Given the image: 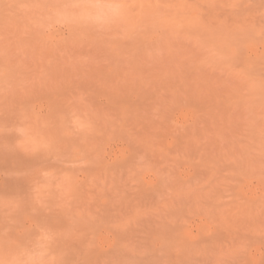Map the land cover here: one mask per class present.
Listing matches in <instances>:
<instances>
[{
    "label": "rangeland",
    "instance_id": "obj_1",
    "mask_svg": "<svg viewBox=\"0 0 264 264\" xmlns=\"http://www.w3.org/2000/svg\"><path fill=\"white\" fill-rule=\"evenodd\" d=\"M1 1L0 264H264V0Z\"/></svg>",
    "mask_w": 264,
    "mask_h": 264
},
{
    "label": "bare ground",
    "instance_id": "obj_2",
    "mask_svg": "<svg viewBox=\"0 0 264 264\" xmlns=\"http://www.w3.org/2000/svg\"><path fill=\"white\" fill-rule=\"evenodd\" d=\"M3 3L5 4L6 2L3 1ZM3 3H2V1L0 0V5L2 4L1 7L3 6ZM6 4H8V3H6ZM10 5H11V3H10ZM11 6H12V5H11ZM4 7L6 8V5H5ZM11 8H12V7H11ZM2 9H4V8L2 7ZM9 9H10V8H9ZM7 10H8V8H7ZM7 10H6V11H7ZM1 11H2V10L0 9V15H1V14H2V15L7 14V13L3 14L4 12H3V11L1 12ZM11 11H12V10H11ZM8 14H10V10H9V13H8ZM2 15H1V16H2ZM1 16H0V18H2ZM9 18L12 19V17H10V15H9ZM7 19H8V18H7ZM5 20H6V19H5ZM1 21L4 22V20H1ZM1 21H0V22H1ZM10 21H11V20H10ZM6 22H7V20H6ZM0 24H1V23H0ZM4 24H5V22H4ZM5 25H6V24H5ZM0 26H1V25H0ZM1 27H2V26H1ZM7 27L9 28V25H7ZM7 27H6V28H7ZM12 29H13V28H12ZM0 31H1V29H0ZM3 31H4V30H3ZM1 32H2V31H1ZM9 32H10V31H9ZM12 33H13V32H12ZM1 34H2V33H1ZM0 36H1V35H0ZM5 36H6V35H5ZM8 102H9V101H8ZM6 105H7V104H6ZM9 105H10V104H9ZM120 105L122 106L123 104L121 103ZM10 106H11V105H10ZM121 106H120V107H121ZM7 107H8V106H7ZM122 107H124V106H122ZM122 107H121V108H122ZM10 108H12V107H10ZM8 109H9V108H8ZM14 116H15V115H14ZM4 117H6V115H5ZM5 153H7V152H5ZM3 154H4V153H3ZM8 154H9V153H8ZM2 156H3V155H2ZM2 156H0V158H1ZM7 156H8V155H7ZM7 156H6V157H7ZM3 157H4V156H3ZM3 157H2V159H3ZM6 157H4L3 160L1 159V160L3 161L2 165H4V162H5V165H6V164H9V165H10V164H13V163H14V161L10 163V161H11V159H10V155H9V159H5ZM17 159H18V158H16V160H17ZM2 161H1V162H2ZM18 161H19V160H18ZM20 161H21V160H20ZM23 161H25V160H23ZM125 161H126V160H125ZM21 163H22V161H21L19 164L21 165ZM115 163H116V162H115ZM123 163H124V162H123ZM125 163H126V162H125ZM0 164H1V163H0ZM22 164H23V163H22ZM121 164H122V163H121ZM5 165H4V166H5ZM25 166H26V165H25ZM6 167H7V166H6ZM23 167H24V165H23ZM1 178H3V176H2ZM4 179H5V178H4ZM4 179H3V180L0 179V180H1V181H0V186H1V185L3 186V184H4ZM134 179H135V178H134ZM136 181H137V180H136ZM135 183H136V182H135ZM138 184H139V183H138ZM141 184H142V183H141ZM153 184H154V183H153ZM131 185H132V184H131ZM131 185H130V186H131ZM143 185H145V184L143 183L142 186H143ZM150 185H151V184H150ZM139 186H140V185H139ZM148 186H149V185H148ZM144 187H145V186H144ZM140 189H141V188H140ZM144 189H145V188H144ZM151 189H152V188H151ZM141 190H142V189H141ZM148 190H149V189H147V191H148ZM142 191H143V190H142ZM145 192H146V191H145ZM151 192H152V191H151ZM140 194H141V193H140ZM148 194H149V193H148ZM150 194H151V193H150ZM135 195H136V194H135ZM125 196H126V195H125ZM123 197H124V196H123ZM142 197H143V196H142ZM150 197H151V196H150ZM123 200H124V198H123ZM105 202H106V201H105ZM120 202H121V201H120ZM129 204H130V203H129ZM111 206H113V205H111ZM181 206H182V205H181ZM184 206H185V205H184ZM177 207H178V206H177ZM113 208H114V207H113ZM171 208H173V206H172ZM175 208H176V207H175ZM182 208H183V207H182ZM176 209H177V208H176ZM176 209H175V210H176ZM184 209H185V208H183V210H184ZM104 210H105V209H104ZM110 210H111V209H110ZM116 210H117V209H116ZM167 210H168V209H167ZM177 210H178V209H177ZM173 211H174V210H173ZM102 212H103V211H102ZM104 212H107V211H104ZM134 212H135V211H134ZM134 212H133V213H134ZM179 212H183V211H180V210H179ZM114 213H115V212H114ZM116 213H117V211H116ZM135 213H136V212H135ZM167 213H169V211H168ZM139 214H140V213H139ZM139 214H138V215H139ZM176 214H177V213H176ZM178 214H179V213H178ZM126 215H127V214H126ZM134 215H135V214H134ZM134 215H132V216H134ZM165 215H166V214H165ZM170 216H171V215H170ZM177 216H178V215H177ZM114 217H115V216H114ZM134 217H135V216H134ZM106 218H107V217L105 216V219H106ZM139 218H140V217H139ZM171 219H172V218H171ZM119 220H120V219H119ZM102 221H104V219H103ZM175 221H176V219H175ZM104 222H105V221H104ZM125 222H128V221L126 220ZM131 222H132V221H131ZM139 222H140V220H139ZM113 223H114V222H113ZM119 223H120V222H119ZM140 223H141V222H140ZM175 223H179V222H175ZM122 224H123V223H122ZM131 224H132V223H131ZM169 224H171V223L169 222ZM169 224H168V225H169ZM115 225H118V224H115ZM124 225H125V224H124ZM136 225H137V224H136ZM163 225H164V224H163ZM177 225H178V224H177ZM112 226H113V225H112ZM118 226H119V225H118ZM175 226H176V225H175ZM178 226H179V225H178ZM104 227H105V229H106V226H104ZM120 227H121V226H120ZM122 227H123V226H122ZM151 227H153V226H151ZM151 227H150V228H151ZM165 227H166V226H165ZM172 227H174V225H173ZM98 228H101V227H96L97 230H99ZM179 228H180V227H179ZM179 228H178V229L175 228V229H177V232H178ZM103 229H104V228H103ZM166 229H167V228H166ZM172 229H173V228H171V230H172ZM86 230H87V229H86ZM89 230H90V228H89ZM92 230H93V229H92ZM97 230H96V231H97ZM100 230H101V229H100ZM168 230H169V229H168ZM168 230H167V231H168ZM180 230H181V229H180ZM94 231H95V230H94ZM161 231H162V230H161ZM169 231H170V230H169ZM169 231H168V232H169ZM174 231H176V230H174ZM174 231H171V232H174ZM181 231H182V230H181ZM91 232H92V231H91ZM159 232H160V231H159ZM164 232H165V231H164ZM187 232H188V231H187ZM96 233H97V232H96ZM98 233H99V232H98ZM175 233H176V232H175ZM175 233H174V234H175ZM87 234H88V232H87ZM147 234H148V233H147ZM156 234H157V233H156ZM156 234H155V237H156ZM161 234L163 235V233H161ZM170 234H171V233H170ZM177 234H178V233H177ZM94 235H95V232H94ZM157 235H158V234H157ZM164 235H166V234H164ZM168 235H169V234H168ZM168 235H167V236H168ZM171 235H172V234H171ZM84 236H85V235H84ZM92 236H93V235H92ZM118 236H119V235H118ZM118 236H117V237H118ZM148 236H149V235H148ZM167 236H165V237H167ZM175 236H177V235L175 234ZM88 237H90V235H89ZM94 237H95V236H94ZM96 237H97V234H96ZM96 237H95V238H96ZM128 237H129V236H128ZM141 237H142V236H141ZM161 237H163V239H164V236H161ZM168 237H169V236H168ZM170 237H171V236H170ZM179 237H180V236H179ZM179 237H178V238H179ZM183 237H184V235H183ZM202 237H203V236H202ZM202 237H201V238H202ZM211 237H213V236H210V238H211ZM90 238H91V237H90ZM178 238H177V239H178ZM190 238H191V237H190ZM204 238H205V237H204ZM208 238H209V237H208ZM87 239H88V238H87ZM91 239H92V238H91ZM134 239H135V238H134ZM155 239H156V238H155ZM169 239H170V238H169ZM175 239H176V237H175ZM180 239H181V238H180ZM182 239L185 241L186 237H185V239H184V238H182ZM188 239H189V238H188ZM212 239H214V238H212ZM212 239H210V240H212ZM88 240H89V239H88ZM104 240H105V239H104ZM126 240H127V238H126ZM129 240H130V239H129ZM142 240H143V239H142ZM157 240H159V239H157ZM157 240H156V241H157ZM167 240H168V239H166V241H167ZM172 240H173V236H172V238H171V241H172ZM199 240H200V239H199ZM143 241H144V240H143ZM149 241H150V240H149ZM153 241H154V240H153ZM178 241H179V239H178ZM178 241H177V242H178ZM202 241H203V238H202ZM95 242H96V240H95ZM120 242H121V241H120ZM145 242H146V241H145ZM145 242H144V243H145ZM147 242H148V240H147ZM147 242H146V243H147ZM159 242H160V241H159ZM174 242H175V241H174ZM185 242H186V241H185ZM192 242H193V241H192ZM194 242H195V241H194ZM129 243H130V241H129ZM152 243H153V242H152ZM160 243H161V242H160ZM163 243H164V242H163ZM169 243H170V242H169ZM186 243H187V242H186ZM188 243H189V241H188ZM190 243H191V241H190ZM190 243H189V245H190ZM148 244H149V243H148ZM150 244H151V241H150ZM161 244H162V243H161ZM164 244H165V243H164ZM164 244H163V245H164ZM175 244H177V243H175ZM181 244H183V243L181 242ZM181 244H180V245H181ZM193 244H195V243H192V245H193ZM126 245H127V244H126ZM131 245H133V244L131 243ZM173 245H174V244H173ZM178 245H179V244H178ZM183 245H185V243H184ZM186 245H187V244H186ZM186 245H185V246H186ZM116 246H117V245H116ZM135 246H136V245H135ZM151 246H153V244H151ZM159 246H160V245H159ZM159 246H158V247H159ZM169 246H170V245H169ZM174 246H175V245H174ZM185 246H184V247H185ZM118 247H119V246H117V248H118ZM122 247H123V246H121V248H122ZM119 248H120V247H119ZM121 248H120V249H121ZM147 248H148V246H147ZM159 248H160V247H159ZM167 248H168V247H167ZM169 248H170V247H169ZM172 248H173V247H172ZM180 248H181V247H180ZM187 248H188V246H187ZM86 249H87V248H86ZM160 249H161V248H160ZM83 250H84V249H83ZM95 250H96V249H95ZM97 250H98V249H97ZM108 250H110V249H108ZM122 250H123V249H122ZM153 250H154V247H153ZM155 250H156V249H155ZM178 250H179V249H178ZM187 250H188V249H187ZM92 251H93V248H92ZM111 251H112V250H111ZM156 251H157V250H156ZM162 251H163V250H162ZM162 251H160V252H162ZM174 251H175V250H174ZM180 251H181V250H180ZM184 251H185V249H184ZM94 252H95V251H94ZM137 252H138V251H137ZM137 252H136V253H137ZM148 252H149V251H148ZM152 252H153V251H152ZM164 252H165V250H164ZM182 252H183V251H182ZM92 253H93V252H92ZM97 253H98V252L96 251V254H97ZM103 253H106V252H103ZM109 253H110V252H109ZM109 253H108V254H109ZM114 253H115V252H114ZM114 253H113V254H114ZM119 253H120V252H119ZM173 253L175 254V252H173ZM83 254H84V253H83ZM85 254H86V252H85ZM93 254H94V253H93ZM100 254H102V253H100ZM100 254H99V255H100ZM108 254H107V256H108ZM156 254H158V253H156ZM176 254H177V252H176ZM179 254H181V253H179ZM179 254H178V255H179ZM189 254H190V252H189ZM99 255H97V256H99ZM111 255H112V254H111ZM137 255H138V254H137ZM152 255H153V254H152ZM163 255H164V254H163ZM178 255H177V257H178ZM184 255H185V254H184ZM83 256H84V255H83ZM101 256H102V255H101ZM107 256H106V257H107ZM113 256H114V255H112V257H113ZM185 256H186V255H185ZM86 257H87V256H86ZM110 257H111V256H110ZM148 257H149V256H148ZM108 258H109V257H108ZM115 258H116V257H115ZM180 258H182V257L180 256ZM180 258H179V259H180ZM183 258H184V257H183ZM187 258H188V257H187ZM84 259H85V257H84ZM86 259H88V258H86ZM111 259H112V258H111ZM117 259H118V258H117ZM136 259H137V258H136ZM163 259H164V258H163ZM166 259H167V258H165V260H166ZM176 259L178 260V258H176ZM188 259H189V258H188ZM90 260H91V259H90ZM154 260H155V259H154ZM173 260H174V259H173ZM173 260H172V261H173ZM177 260H176V261H177ZM180 260H181V259H180ZM180 260H178V261H180ZM92 261H93V260H92ZM97 261H98V259H97ZM97 261H96V259H95V262H97ZM103 261H104V260H103ZM137 261H138V260H137ZM140 261H141V259H140ZM176 261H175V262H176ZM115 262H116V261H115ZM134 262H135V261H134ZM164 262H165V261H164ZM166 262H167V260H166ZM175 262H174V263H175ZM85 263H86V262H85ZM136 263H137V262H136ZM177 263H178V262H177ZM180 263H181V262H180ZM180 263H179V264H180ZM89 264H90V263H89ZM137 264H139V263H137ZM175 264H176V263H175ZM183 264H184V263H183Z\"/></svg>",
    "mask_w": 264,
    "mask_h": 264
}]
</instances>
